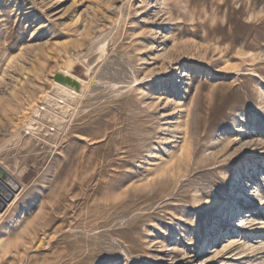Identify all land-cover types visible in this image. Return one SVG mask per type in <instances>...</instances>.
Returning a JSON list of instances; mask_svg holds the SVG:
<instances>
[{"label":"rangeland","instance_id":"374dc122","mask_svg":"<svg viewBox=\"0 0 264 264\" xmlns=\"http://www.w3.org/2000/svg\"><path fill=\"white\" fill-rule=\"evenodd\" d=\"M0 167V264H264V0H0Z\"/></svg>","mask_w":264,"mask_h":264},{"label":"bare ground","instance_id":"6f19581e","mask_svg":"<svg viewBox=\"0 0 264 264\" xmlns=\"http://www.w3.org/2000/svg\"><path fill=\"white\" fill-rule=\"evenodd\" d=\"M74 64V61L69 59L68 61H66V63H64V78H65V82L68 83L69 85L72 86H78L79 84V80L76 78V76H74L73 74H71L69 71L72 68ZM68 90V89H67ZM74 92V91H72ZM8 178V177H7ZM156 179V178H155ZM9 180V178H8ZM11 181V180H10ZM155 181V180H154ZM152 182V181H151ZM0 192L4 195H8L7 193V189L5 188V186H3L2 184H0ZM0 204H1V200H0ZM6 204H3V206ZM135 208V207H134ZM0 210H1V205H0ZM233 242V241H232Z\"/></svg>","mask_w":264,"mask_h":264},{"label":"water","instance_id":"95a60500","mask_svg":"<svg viewBox=\"0 0 264 264\" xmlns=\"http://www.w3.org/2000/svg\"><path fill=\"white\" fill-rule=\"evenodd\" d=\"M0 169H2L1 167H0ZM3 170V169H2Z\"/></svg>","mask_w":264,"mask_h":264}]
</instances>
